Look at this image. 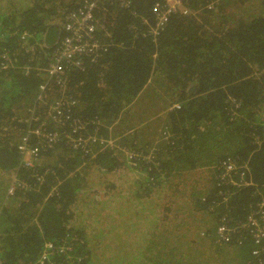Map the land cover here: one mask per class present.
<instances>
[{
    "label": "trees",
    "instance_id": "trees-1",
    "mask_svg": "<svg viewBox=\"0 0 264 264\" xmlns=\"http://www.w3.org/2000/svg\"><path fill=\"white\" fill-rule=\"evenodd\" d=\"M209 1L188 0L197 16L171 15L155 35L158 0L99 7L105 50L68 66L64 90L51 83L39 103L68 100L86 135L120 149L95 144L84 153L61 140L28 168L18 145L36 127L30 111L44 119L38 87L65 15L83 0H0V60L6 54L11 62L0 70V264H39L45 244L55 251L45 264H212L186 240L196 224L195 240L214 248L211 256L224 247L229 262L264 264V240L255 243L240 227L264 201V0H222L206 10ZM255 2L256 17L249 15ZM146 90L158 95V116L141 117L142 133L118 128ZM228 161L234 169L225 176ZM204 173V185L190 187L185 200L192 221L173 224L182 180L199 184ZM13 177L20 186L8 196ZM102 187L104 201L90 196ZM219 225L231 229L227 243L218 240Z\"/></svg>",
    "mask_w": 264,
    "mask_h": 264
},
{
    "label": "built area",
    "instance_id": "built-area-1",
    "mask_svg": "<svg viewBox=\"0 0 264 264\" xmlns=\"http://www.w3.org/2000/svg\"><path fill=\"white\" fill-rule=\"evenodd\" d=\"M222 0H211L204 6L206 10H212ZM116 0H83L78 9L65 15L62 24L63 37L59 40L55 50L49 57L47 68L44 74L47 76L46 82L39 85V94L36 102L41 105L43 103V95L46 97L47 87L55 82L62 90L66 87V69L70 65L75 67L81 66L82 58H91L94 61L97 56L105 50V46L100 42L98 33L104 30L103 22L96 17L95 13L99 7L114 3ZM123 5L124 2H120ZM198 10H192L188 6V0H158L153 5L154 24L151 27V33L157 34L164 27L171 15L179 14L183 16L191 15L196 17ZM25 34L21 37L24 38ZM105 36V35H104ZM106 35L105 37H107ZM0 70L6 69L11 65L6 54L1 55ZM29 68L25 69L28 73ZM44 77V75H43ZM73 103L63 98L57 99L55 102L43 104L45 106L44 119L34 116L30 111V121L36 124V127L21 139L18 150L22 155V164L25 167H32L39 162L40 153L45 149L53 148L58 142L64 140L72 149H80L84 153L91 151V147L95 144L107 145L113 148L111 139L105 140L96 136L86 135L84 125L79 119H72L68 113L69 107ZM172 108H179L173 105ZM68 125V127H67ZM67 127V128H66ZM29 136L36 139L35 145H29ZM116 145V144H115ZM118 146V145H117ZM128 152H126V155ZM130 158H132V154ZM225 176L234 169L231 162L222 164ZM16 186H20L19 182L12 178V182L7 189V195H11ZM21 188H23L21 186ZM242 228L249 230L254 238L255 243L264 240V201H261L256 208L250 213L243 224ZM231 229L223 225H219L216 229V235L220 242L227 243L229 241ZM52 245L45 244L38 263L45 264L49 256H53L51 251ZM69 248L60 247L57 252L66 254Z\"/></svg>",
    "mask_w": 264,
    "mask_h": 264
},
{
    "label": "rangeland",
    "instance_id": "rangeland-1",
    "mask_svg": "<svg viewBox=\"0 0 264 264\" xmlns=\"http://www.w3.org/2000/svg\"><path fill=\"white\" fill-rule=\"evenodd\" d=\"M258 2H255L252 5V8L249 12V15H254V17L261 15L262 11H261V8L258 6L259 5ZM146 89L147 90L149 89L150 92L152 93L150 87H147ZM147 90H146V97H143V94H144V92H143L141 94L140 98H138V101L135 102L134 107L128 112L129 113L128 115H130V117H131L129 124H127L125 126H119L118 128H121V130H128V131H130V133L134 132L135 130H136V133H142L143 127L141 124V120L143 118H141V117L143 115H145L146 113L151 114L150 121H152L156 116H158V114H155V112L152 111V109L155 108V104L152 102V99L158 95L151 97V95H148ZM157 93L159 94V98L164 96L163 90L158 91ZM146 108H147V111H145ZM137 118H140V119L138 120ZM128 125H131V128L127 129L126 127ZM111 141L113 143V149H120L117 145H115L117 143L113 139H111ZM124 155H125V153H124ZM207 174H209V172H207ZM205 178H206V173L203 174V179L201 180V182L199 184H197V183L192 184L191 183L192 182L191 177L189 178L188 181H186L185 179L182 180L183 181L182 183H184V184L180 186V189L181 190L185 189L186 193H184L185 196L183 197V199L180 202L174 204L172 219L175 222L173 224L179 225V224L186 223V222L190 223L192 221V217L190 215L191 208H190L189 204L185 203V200H187V198L189 197L187 195L190 193V187H191L192 191L195 192L197 189H200V187L204 185L203 183L205 182ZM206 180H207V178H206ZM93 184H95V183H93ZM119 187H120V185H119ZM92 189L93 190H92V192H90V196L93 197L94 199H96L98 201H104L107 198V196H104V193L106 192L105 187L104 188L102 187L100 189H94V188H92ZM147 210L150 211L149 209L144 210L143 214H142V219L146 218L148 221L149 220V213L147 212ZM178 219L179 220L181 219V220L177 221ZM107 220H109L108 217L105 218L106 222H107ZM142 221L144 222V220H142ZM193 222L196 223L195 221H193ZM171 225H172V223L168 226H171ZM129 226H131V224H129L128 227ZM196 226H197V224L195 225L194 229L192 228L193 230L191 229L190 232H187L185 234V235H187L186 240L194 241L195 244L197 245V248L200 251L207 253V255H206V261L207 262L210 261V262H212V264H232V262L234 264H241V262H236V261H230L229 262L228 258H225V253L227 252L228 249H225L224 247L221 248L222 252L218 253L216 256H214V255L211 256V254L208 252L214 251V248H212L206 241L195 240L194 235H197V230H198V228ZM164 228H166V226ZM179 230H178L179 232H177V231L175 232V235H176V233L181 234V232H184V230H182V229H179ZM129 234L132 235V233H130V232H129ZM175 235L167 236L165 238L166 241H169V242L173 241ZM127 239L129 241H132L129 238H127ZM152 242L154 243V241H152ZM203 256H204V254H202V257ZM176 259H178V258H176Z\"/></svg>",
    "mask_w": 264,
    "mask_h": 264
}]
</instances>
